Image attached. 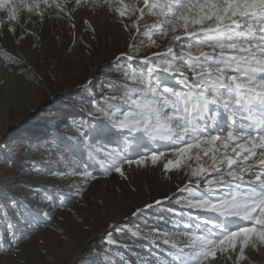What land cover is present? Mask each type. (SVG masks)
Masks as SVG:
<instances>
[{
    "label": "snow or ice",
    "instance_id": "1",
    "mask_svg": "<svg viewBox=\"0 0 264 264\" xmlns=\"http://www.w3.org/2000/svg\"><path fill=\"white\" fill-rule=\"evenodd\" d=\"M42 5L58 10L57 18L66 8L115 14L125 30L151 42L130 44L135 56L121 54L141 59L143 69L123 72L97 113H89L105 119L87 130L77 126L76 140L106 173L127 179L124 165L150 162L188 178L178 188L188 195L177 201L176 230L154 236L170 246L165 264H221V257L224 264H252V253H264V0H0L8 22L4 32L0 20V36L11 34L19 44L30 34L27 25L37 23L33 16L45 19ZM150 17L156 19L145 23ZM154 36L166 44L149 55L148 47L161 48ZM112 143L116 148L109 149ZM148 143L168 151L127 155L129 145ZM88 167L84 162L80 172L78 165L76 174L87 179Z\"/></svg>",
    "mask_w": 264,
    "mask_h": 264
},
{
    "label": "rangeland",
    "instance_id": "2",
    "mask_svg": "<svg viewBox=\"0 0 264 264\" xmlns=\"http://www.w3.org/2000/svg\"><path fill=\"white\" fill-rule=\"evenodd\" d=\"M42 8L45 19L39 22L33 16L37 23L27 25L30 34L19 44L11 34L0 36V264H165L162 254L170 246L154 236L176 230L181 207L177 201L188 195L178 188L183 189L188 178L183 172L165 174L161 165L150 162L124 165L127 179L106 173L100 160L90 158L76 140L77 126L87 130L105 119L89 113H97L102 97L113 93L112 85L123 72L143 69L141 59L128 61L121 54L135 56L130 44L142 48L141 41L151 42L135 30H125L115 14L93 13L90 8L73 14L66 8L67 15L57 18L58 10ZM0 20L6 32L2 13ZM124 22L131 23L127 18ZM153 39L161 48L148 47L149 55L163 51L166 44ZM27 98L39 106L33 115H25ZM46 111L56 112L58 123H46L41 133L31 124L43 121ZM5 113L11 117L5 118ZM14 139L25 144L19 151L12 146ZM157 148L168 151L158 143L132 144L127 155L135 159ZM84 162L91 173L87 179L76 174L78 165L84 170ZM9 178L18 185H9ZM250 259L264 264V253L254 252Z\"/></svg>",
    "mask_w": 264,
    "mask_h": 264
},
{
    "label": "bare ground",
    "instance_id": "3",
    "mask_svg": "<svg viewBox=\"0 0 264 264\" xmlns=\"http://www.w3.org/2000/svg\"><path fill=\"white\" fill-rule=\"evenodd\" d=\"M30 98V97H29ZM25 106H27V108H26V110H25V115H28V114H31V115H33V114H35L36 113V111H38V109H39V106H37V104H31V100L30 99H28L27 98V101H26V105ZM53 113H55V114H53ZM53 113H51V112H49V111H46L45 112V114L44 115H41V119H43V121H39V122H36V123H33V125L31 124V127H35L36 128V130L37 129H42V131H41V133L42 132H46V130H44L43 129V125H45L46 123H48V122H50L52 125H55L56 123H58L57 122V120H58V116H57V113L56 112H53ZM11 114H7L6 115V113H5V115H4V117L6 118V117H11L10 116ZM30 124V123H29ZM27 132V131H26ZM27 134H30L29 132H27ZM14 142H13V145L12 146H14V147H16L15 148V150H17V151H19L20 149H22V147L25 145L21 140H17V139H14L13 140ZM14 178V177H13ZM15 179V178H14ZM13 179V181H12V179L11 178H9V185H11V186H16V185H18V182L17 181H15ZM4 190V189H3ZM6 190V189H5ZM1 192H2V190H0ZM7 193H9V190H7L6 191ZM10 194V193H9Z\"/></svg>",
    "mask_w": 264,
    "mask_h": 264
}]
</instances>
